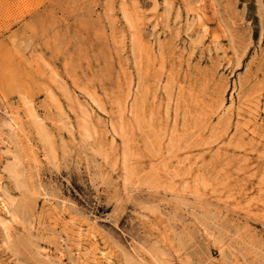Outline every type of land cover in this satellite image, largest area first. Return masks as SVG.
I'll return each instance as SVG.
<instances>
[{"label": "rangeland", "instance_id": "1", "mask_svg": "<svg viewBox=\"0 0 264 264\" xmlns=\"http://www.w3.org/2000/svg\"><path fill=\"white\" fill-rule=\"evenodd\" d=\"M0 264H264V0H0Z\"/></svg>", "mask_w": 264, "mask_h": 264}]
</instances>
